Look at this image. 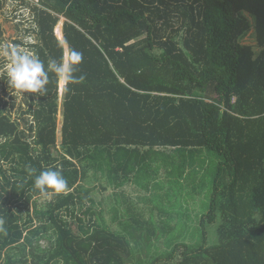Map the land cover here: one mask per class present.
Masks as SVG:
<instances>
[{
  "label": "trees",
  "instance_id": "obj_1",
  "mask_svg": "<svg viewBox=\"0 0 264 264\" xmlns=\"http://www.w3.org/2000/svg\"><path fill=\"white\" fill-rule=\"evenodd\" d=\"M17 1L29 27L6 48L46 69L79 51L84 79L60 102L49 72L23 127L0 105V264H264V0ZM49 169L68 186L39 209ZM89 171L154 192L148 218L123 199L113 229ZM205 191L207 209L181 210Z\"/></svg>",
  "mask_w": 264,
  "mask_h": 264
},
{
  "label": "rangeland",
  "instance_id": "obj_2",
  "mask_svg": "<svg viewBox=\"0 0 264 264\" xmlns=\"http://www.w3.org/2000/svg\"><path fill=\"white\" fill-rule=\"evenodd\" d=\"M27 1L28 3H35L37 0H27ZM28 14H29V11L23 6H19V3L17 0H0V105L2 106L3 112L10 114L11 120H17L19 122L20 127H23V122L21 121V118L23 117H20L19 113L26 111L28 108V104H26L27 99H28V95H27L28 92L21 93L19 90H16L12 88L10 85H8L7 73L9 69V58L4 54V49L8 47L11 44V42L19 36V34L20 36H24L22 31H24L25 29L29 27V22L27 20H29L30 17ZM58 28L61 31V23L55 29L56 35H57ZM247 39H249V37H246L244 41L251 42V41H248ZM17 50L21 51V49L19 48ZM25 53L32 55L28 51H26ZM4 75L7 76V79L5 78V80L1 79V77L4 78ZM60 80L58 83V94H59V98L61 102L63 98V94L60 93V88H59L60 83H61ZM3 104L5 105L3 106ZM61 122H62V109L59 104V110H58V115H57V125L59 128V131L61 127ZM59 149L60 147L58 146L57 149L55 150L58 151ZM199 175L200 174H198L197 177H199ZM92 177H93L92 171H89L86 176V179L82 181L81 184L85 188H93L95 186L99 189L98 191H94L93 196L101 200L103 216L106 222L112 225L111 227L113 229L117 230L118 226H117V222L112 223L111 217H110L111 215L110 210L111 208H117V206L121 205L122 204L121 201L123 199H126L128 204L134 205L135 209L140 210V211H145L146 213L144 214V216L145 218H148V213H150L149 210L152 208V205L144 202V198L146 199L152 198L151 194H153L154 192L147 191L148 193H146L145 192L146 190L141 189L138 185H135L133 183L127 184L117 190H114V188L109 187L104 191L101 189V186H103V184L105 183L104 178L98 174L99 181H95L93 180ZM184 189L185 191L190 190L189 188H184ZM201 193H204L203 190L198 192V195H200ZM158 194H160V192H158ZM206 194L207 192L205 191L204 195L206 198L203 195L202 197H200V199L198 197L195 200L189 199L187 201V203L190 204L189 207L192 208L193 210L197 209L200 211L205 210V208L207 209L209 203H208ZM49 200H50V195H48L47 197L40 195V196H36L32 198L31 202H33V204L36 203L39 209H44L45 204ZM33 204L28 205L30 213H31ZM153 216L155 218H157L158 216L155 211L153 213ZM162 217L163 216H161L160 218ZM190 217L191 216H189V218ZM62 218L63 220L68 221V222L72 221L65 215H62ZM173 223L174 222H171L172 225ZM192 238L187 237L188 240H191ZM201 239H202L201 235L200 236L196 235L194 237V241L201 240ZM215 241H216V235L214 233V229L210 228L208 229V242L214 243ZM41 245L45 246L46 243L42 242ZM156 246L159 248L160 251L164 250V246L161 240L158 243H156Z\"/></svg>",
  "mask_w": 264,
  "mask_h": 264
},
{
  "label": "clouds",
  "instance_id": "obj_3",
  "mask_svg": "<svg viewBox=\"0 0 264 264\" xmlns=\"http://www.w3.org/2000/svg\"><path fill=\"white\" fill-rule=\"evenodd\" d=\"M4 54L9 58L8 85L21 93L28 92L43 95L47 91L49 72H54L59 79L66 83H78L84 79L83 76L76 77L74 75L83 58V54L76 50H72L68 64L51 60L47 69L44 61L21 52L15 47L5 48ZM27 171L31 175L35 172V169L28 166ZM67 186V180L60 170L42 171L34 180V187L45 197L52 193H62L67 189Z\"/></svg>",
  "mask_w": 264,
  "mask_h": 264
},
{
  "label": "bare ground",
  "instance_id": "obj_4",
  "mask_svg": "<svg viewBox=\"0 0 264 264\" xmlns=\"http://www.w3.org/2000/svg\"><path fill=\"white\" fill-rule=\"evenodd\" d=\"M57 36L61 39V31H60V29L58 28V31H57ZM60 93H64V87H65V81H63V80H60Z\"/></svg>",
  "mask_w": 264,
  "mask_h": 264
},
{
  "label": "crops",
  "instance_id": "obj_5",
  "mask_svg": "<svg viewBox=\"0 0 264 264\" xmlns=\"http://www.w3.org/2000/svg\"><path fill=\"white\" fill-rule=\"evenodd\" d=\"M188 200H189V199H184V202H185V203H183V205H182V207H181V210H182L183 212H187V211H189V210L191 211V209H192V208L189 207L190 204L187 203Z\"/></svg>",
  "mask_w": 264,
  "mask_h": 264
},
{
  "label": "built area",
  "instance_id": "obj_6",
  "mask_svg": "<svg viewBox=\"0 0 264 264\" xmlns=\"http://www.w3.org/2000/svg\"><path fill=\"white\" fill-rule=\"evenodd\" d=\"M10 46H12V45H10Z\"/></svg>",
  "mask_w": 264,
  "mask_h": 264
}]
</instances>
